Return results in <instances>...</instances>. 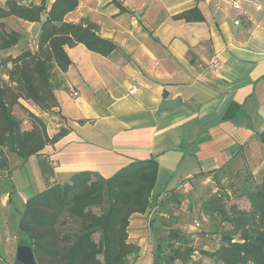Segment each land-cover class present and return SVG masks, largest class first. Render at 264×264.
<instances>
[{
  "label": "crops",
  "instance_id": "1",
  "mask_svg": "<svg viewBox=\"0 0 264 264\" xmlns=\"http://www.w3.org/2000/svg\"><path fill=\"white\" fill-rule=\"evenodd\" d=\"M236 2L239 9L221 0H80L65 21L94 28L114 49L104 57L82 45L66 48L70 66L58 74L53 115L27 108L48 133L56 123L68 131L40 152L52 164L53 180L81 172L108 179L153 157V196L162 200L170 192L181 196L238 153L250 167L258 160L264 166V0ZM189 10L202 21L175 18ZM161 206L150 225L149 212L131 218L128 241L139 248L131 264H152L159 236L170 229L193 231L164 224ZM191 240L194 264H210L200 253L208 248Z\"/></svg>",
  "mask_w": 264,
  "mask_h": 264
},
{
  "label": "trees",
  "instance_id": "2",
  "mask_svg": "<svg viewBox=\"0 0 264 264\" xmlns=\"http://www.w3.org/2000/svg\"><path fill=\"white\" fill-rule=\"evenodd\" d=\"M79 1L0 3V171L9 167L8 153L22 164L35 157L38 164L45 188L27 197L18 211L16 243L32 248L35 264H131L139 252L138 246L128 241L131 218L146 214L154 206L159 211L162 204L153 196L155 158L133 161L108 179L81 172L58 183L53 180L51 162L40 152L68 131L56 123V132L48 133L46 123L21 104L28 103L40 114L53 115L58 107V74L70 66L65 49L82 45L104 57L114 49L97 36L94 28L65 21ZM12 18L37 26L33 48L7 25ZM175 18L186 23L202 21L196 10ZM12 51L15 54L4 56ZM15 109L27 115L28 130L21 128L22 119L15 116ZM259 139L264 145V131ZM239 192L238 198L244 199L246 208L237 204L225 207L218 199L204 205L205 213L220 228L211 232L216 248L200 251L210 264H264V177L259 184H249ZM14 195L15 191L10 192L9 199ZM174 195L169 193L170 197ZM194 251L189 237L170 229L156 247L152 264H194Z\"/></svg>",
  "mask_w": 264,
  "mask_h": 264
},
{
  "label": "rangeland",
  "instance_id": "3",
  "mask_svg": "<svg viewBox=\"0 0 264 264\" xmlns=\"http://www.w3.org/2000/svg\"><path fill=\"white\" fill-rule=\"evenodd\" d=\"M6 23L11 29L22 34L28 45L33 48L37 35L36 30H33L29 24L13 18L8 19ZM10 54L13 55L15 52H8L4 56ZM21 104L24 109L28 110L30 106L28 103L21 102ZM14 114L22 119L21 128L28 130L30 123L27 115L18 109L14 110ZM7 156L9 167L7 170L0 171V264H13L14 262L16 243L19 238L18 211L21 210L27 197L40 193L45 188L35 157H30L20 166L21 161L15 155L8 153ZM256 163L258 167H250L245 154L238 153L237 158L230 165L218 169L207 177L191 182L189 187L182 190L181 196L170 197L168 194L160 201L157 199L156 202L162 203L161 210L164 209L167 216L163 220L164 224L171 228L176 225L190 226L193 231L185 235L190 240L197 238L198 242L201 241L198 248L204 245L208 251L214 250L217 241L211 232L220 228L218 222L210 219L205 213L204 205L210 200L218 199L225 207L237 204L240 208H246L247 203L244 199L238 198L239 191L249 184H259L264 177V166L259 160ZM12 191H15L16 195L9 199L8 194ZM147 216L144 221L150 225V219ZM166 235L167 232L160 235L159 240L163 241Z\"/></svg>",
  "mask_w": 264,
  "mask_h": 264
},
{
  "label": "water",
  "instance_id": "4",
  "mask_svg": "<svg viewBox=\"0 0 264 264\" xmlns=\"http://www.w3.org/2000/svg\"><path fill=\"white\" fill-rule=\"evenodd\" d=\"M174 102L164 103L162 106H172ZM13 264H35L32 248L26 245H17Z\"/></svg>",
  "mask_w": 264,
  "mask_h": 264
},
{
  "label": "built area",
  "instance_id": "5",
  "mask_svg": "<svg viewBox=\"0 0 264 264\" xmlns=\"http://www.w3.org/2000/svg\"><path fill=\"white\" fill-rule=\"evenodd\" d=\"M229 5H231L233 8L235 9H239L238 5H237V2L236 0H221ZM239 22L236 21L235 24H238ZM210 67L212 70H214L215 72H218L220 70V65L218 63L217 60H212L211 63H210ZM72 96H77V93L74 92L73 90H70ZM131 93H134V89H131ZM58 126H55V130H57ZM158 201L161 200V198H157ZM156 212H158V207L157 206H154L152 209H150L149 213H148V219L149 220V223L150 221L154 218Z\"/></svg>",
  "mask_w": 264,
  "mask_h": 264
}]
</instances>
